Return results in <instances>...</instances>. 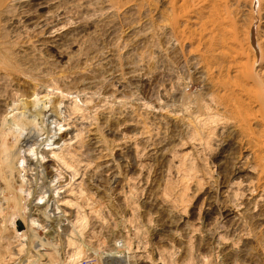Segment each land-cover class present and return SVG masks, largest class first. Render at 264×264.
<instances>
[{
  "label": "rangeland",
  "instance_id": "374dc122",
  "mask_svg": "<svg viewBox=\"0 0 264 264\" xmlns=\"http://www.w3.org/2000/svg\"><path fill=\"white\" fill-rule=\"evenodd\" d=\"M185 1L42 0L38 10L1 0L0 138L27 161L18 167V197L32 191L27 224L54 241L36 251L52 254L38 264H71V233L79 261L264 264L262 124L248 131L236 121L223 84L233 80L231 60L200 35L210 6L227 7L240 40L253 34L264 56V1ZM185 5L194 9L186 16ZM256 68L264 73V57ZM247 186L254 192L243 196ZM2 192L0 264H30L37 257ZM43 215L63 219L57 233Z\"/></svg>",
  "mask_w": 264,
  "mask_h": 264
},
{
  "label": "bare ground",
  "instance_id": "6f19581e",
  "mask_svg": "<svg viewBox=\"0 0 264 264\" xmlns=\"http://www.w3.org/2000/svg\"><path fill=\"white\" fill-rule=\"evenodd\" d=\"M41 1L42 0H12V2L15 3V5L20 4V3L21 4L26 3L27 5H29V7L30 6L37 7L38 10H42L45 8L44 3ZM183 1L186 2L185 0H183ZM205 1H207V0H205ZM262 1H264V0H259L257 7L260 8ZM0 2H1V0H0ZM190 2H191V0H190ZM192 2H193V5L196 4L194 6V7H196L195 9H197L198 5H201L200 2H194V0H192ZM202 3H204V2H202ZM190 5H192V4H190ZM173 6H175V5H173ZM181 6L183 7L184 5L181 4ZM189 6L187 5L185 9L184 8H182L181 10L179 9L180 10L179 14H183L186 16L188 13L192 12L194 10V9H190L192 6H190V8H189L190 11L185 12L187 7H189ZM214 6L213 7L210 6L209 10L207 11V13H208L207 22H205L206 23L205 28L202 27L203 29H201L200 35L202 36L204 34L206 37L208 36V38H205V36L203 35L205 38V39H203L204 40L203 42L207 47L205 49L212 50L215 47L213 50V53L216 54V56H220L221 58H229L231 60V61L229 60L231 64L227 65L228 66L227 69L228 70L231 69L232 75H233V80L229 81L230 83L227 81L223 82V84L225 83L224 84L225 85V88H224L225 92L224 93H226V95H227L226 99H229L230 101H232L234 103V105H233L234 109L232 112L235 113V115H234L235 119L239 124H245L244 126L247 127L248 131H251V128L249 127L251 124L250 121H253L255 124H257V123L262 124L261 134L258 135L257 140H255L257 142V143L255 142L256 148L258 147V149L259 148L262 149V146H260L261 142L259 140L264 138V79H263L264 73H263V70L260 72L259 69H257V68L256 69L258 71L253 70V66L260 63V59L262 57H264L263 52L261 51L263 49H260L262 47L259 46V43H257L253 34L246 36L245 43H243V41L240 40L243 36L241 38L238 36L239 34L237 33L236 24H235V22H233L232 19H231L232 21L230 20V12L228 11V9H226L227 7L224 9L225 11L223 13L218 8H217L218 9V11H217V9ZM178 8H181V7H178ZM250 9L252 10V5L250 6ZM25 21L27 22V24L33 25L34 27H37V29H39V31L41 30V31L46 32V31H49L51 29V25H50V23L47 22V20L39 21L36 24L32 23L30 20H25ZM222 48H226L227 51H225ZM222 50H224L226 53H223L224 51H222ZM244 102H246L248 104L251 103V104H254L255 106H257V110L259 113L258 118H253V120L249 119L250 116L247 115L246 111L243 108H241L243 106L242 103H244ZM253 122H252V124H253ZM33 129H34V127H33ZM31 131H34V130H31ZM32 133H34V132H32ZM247 139L249 140V137ZM261 154L263 155L264 152H261ZM250 155L252 158H254V160H257V162L260 164V162L262 161V158H263V157H261L262 155H260V153L259 154L254 153V154H250ZM24 158L25 157H23L22 155H19L18 153L13 151L12 148L9 147L8 142L4 141L3 137L0 138V165H1V169H2V172L0 174V191H3L2 194L3 195L5 194V197L10 200L12 207L14 209H16L17 211H19V215L21 216L20 218L22 220L21 223L24 225L25 231L27 234L26 237L28 239V242L30 241L29 242V250L33 251V253L37 257V259H34L30 264H38V260H42V259L45 260L44 254H46L48 257L52 256V254L51 253L48 254L46 252H44L42 254V253H38L36 251H38L39 249H42V250H47V249L49 250L50 249L51 250V245H53V243H52L53 240H50L49 243H45V241H43V238L45 236H39V234L36 232V231L40 230L37 228L39 223H36V221L31 220V223L29 225V224H27V218L24 217V206H23V204L25 202V198L32 197V191H26L24 193V202H22L20 200V198L18 197V195H21V193H22V191H20V188L22 187L21 179L23 178L22 172L21 171L18 172V167L21 170L22 166L27 163V161L24 160ZM262 165L264 166V163ZM258 167H259V165H258ZM262 168H261L262 171L260 170V172H261V174H264V167H262ZM242 173H243L242 170L237 168L235 175L240 176V174H242ZM46 175L48 177V176H50V173H46ZM40 181H42V179ZM257 181H259V179ZM45 182L46 181L44 180V183ZM2 183H4L5 186L2 185ZM3 186L5 188L3 190H1V187H3ZM227 189H229V188H227ZM40 190H41V188H40ZM42 190L44 191V189H42ZM45 190H47V188ZM229 190H231V189H229ZM252 190H253V188H252ZM252 190H250L249 187L244 188V190H242L241 193L243 194V196H244V194L250 195L254 192ZM34 191L36 192V189ZM45 194H46V192L42 195L39 194L38 196L42 197ZM232 195H235V194L233 193ZM259 198H261V197H259ZM9 200H7V201H9ZM39 202H41V201H39ZM246 207H247V205H246ZM244 210H245V206H244ZM38 211L39 210H35V213L38 214L39 213ZM222 215H223V218L226 219V218H229L231 215H233V212L230 210H225L222 213ZM42 219H43V221H45L47 223L48 222L51 223L50 228H52L51 230H53V232H56V233L58 231L57 226L63 223V219L58 217V216H55V215L54 216L43 215ZM13 228H14V230H16L15 229L16 228L15 222L13 224ZM18 233H19V231H18ZM55 236H57V235H55ZM22 238H25V234ZM77 240H78V238L76 236H74L72 233L68 237V244L74 245V246L76 245V251L72 252V255H70V263L71 264H76L80 259V251H77V248L80 250V245H79V243H77ZM37 245H38V247H37V249H35V247ZM20 246L23 247L24 245L20 244ZM49 262H51V261H49Z\"/></svg>",
  "mask_w": 264,
  "mask_h": 264
},
{
  "label": "built area",
  "instance_id": "2783aa9c",
  "mask_svg": "<svg viewBox=\"0 0 264 264\" xmlns=\"http://www.w3.org/2000/svg\"><path fill=\"white\" fill-rule=\"evenodd\" d=\"M76 264H98V261L95 257L91 256L90 254H87L84 258H82ZM113 264H116V263H113ZM117 264H123V263H117Z\"/></svg>",
  "mask_w": 264,
  "mask_h": 264
}]
</instances>
